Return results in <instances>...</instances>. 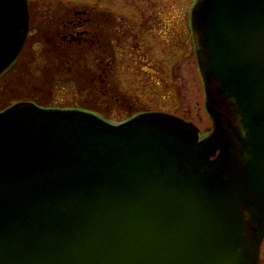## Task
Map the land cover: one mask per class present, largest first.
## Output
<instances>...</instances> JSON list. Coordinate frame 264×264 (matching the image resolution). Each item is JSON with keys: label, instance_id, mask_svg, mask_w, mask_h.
I'll return each mask as SVG.
<instances>
[{"label": "water", "instance_id": "water-1", "mask_svg": "<svg viewBox=\"0 0 264 264\" xmlns=\"http://www.w3.org/2000/svg\"><path fill=\"white\" fill-rule=\"evenodd\" d=\"M212 131L145 112L112 124L18 102L0 112V264H258L264 239V0L190 13ZM27 0H0V75Z\"/></svg>", "mask_w": 264, "mask_h": 264}, {"label": "rangeland", "instance_id": "rangeland-1", "mask_svg": "<svg viewBox=\"0 0 264 264\" xmlns=\"http://www.w3.org/2000/svg\"><path fill=\"white\" fill-rule=\"evenodd\" d=\"M30 1L53 17L59 9L75 8L82 19H93L106 62L104 54L102 64L80 59L50 66L34 59L26 66L19 61L0 79V109L31 101L92 112L112 123L143 112H166L194 123L201 133L211 128L189 31L195 0ZM100 73L104 83L92 81Z\"/></svg>", "mask_w": 264, "mask_h": 264}, {"label": "flooded vegetation", "instance_id": "flooded-vegetation-1", "mask_svg": "<svg viewBox=\"0 0 264 264\" xmlns=\"http://www.w3.org/2000/svg\"><path fill=\"white\" fill-rule=\"evenodd\" d=\"M82 13L88 14V11ZM53 16L48 10H37L29 0V30L23 50L13 67L19 61L21 65L27 66L28 62L34 59L50 62V66H57L56 63H63L64 60L72 64H76V61L79 62L80 59L87 63L106 62V52L101 45L102 38L98 28L92 24L95 23L93 19L87 17L82 19L83 15L75 8L59 9L58 14ZM102 54H104V61L103 58L100 61ZM77 69L78 67H74L72 70L77 72ZM95 78L100 79V83L105 81V76L101 73L95 75L92 81H95ZM107 94L108 91L105 90L103 95ZM258 264H264V239Z\"/></svg>", "mask_w": 264, "mask_h": 264}]
</instances>
